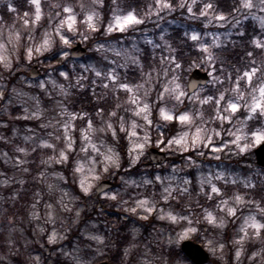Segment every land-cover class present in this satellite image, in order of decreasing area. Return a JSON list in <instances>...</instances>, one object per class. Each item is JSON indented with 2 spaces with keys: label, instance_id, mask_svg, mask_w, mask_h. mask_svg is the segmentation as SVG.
<instances>
[{
  "label": "rangeland",
  "instance_id": "1",
  "mask_svg": "<svg viewBox=\"0 0 264 264\" xmlns=\"http://www.w3.org/2000/svg\"><path fill=\"white\" fill-rule=\"evenodd\" d=\"M13 1L0 0V19L2 5L12 9ZM180 1L204 25L167 16L165 0H154L141 15L115 5L103 31L104 0H31L32 11L0 25V264H95L115 249L121 219L130 220L131 232L122 264H194L169 259L167 251L198 235L210 253L206 264L230 257L233 264H264V207L239 189L264 185V169L249 160L264 140V50L244 74L232 77L214 49L234 39L238 22L214 15L208 4L196 11L201 0ZM239 15L258 26L257 44L264 49V0H241ZM172 23L195 41L202 53L196 67L210 74L194 93L167 39ZM76 41L88 55L71 57L56 73L29 76L33 64L25 63L42 62L57 42L68 56ZM146 45L156 59L148 68L141 58ZM21 69L28 74L5 94ZM80 88L99 99L113 96L115 106L88 117L72 106ZM209 97L215 104L207 116L202 105ZM257 116L262 125L250 131ZM173 120L179 129L170 139L154 133ZM121 134L129 166L149 160L152 144L170 160L138 175L120 174ZM179 154L185 156L174 163ZM115 176L118 184L100 195L98 207L96 186ZM24 191L29 200L23 208Z\"/></svg>",
  "mask_w": 264,
  "mask_h": 264
},
{
  "label": "trees",
  "instance_id": "2",
  "mask_svg": "<svg viewBox=\"0 0 264 264\" xmlns=\"http://www.w3.org/2000/svg\"><path fill=\"white\" fill-rule=\"evenodd\" d=\"M63 2L65 0H55ZM75 1V0H73ZM115 1L117 3L115 4ZM154 0H104V4L102 7L103 12V20H102V28L105 26V23L110 17L111 11L113 6L119 5L126 13H136L141 15L144 13L149 5ZM169 1V6L164 8V12L167 16L172 17L175 21L179 20L181 23H195L198 25H204L202 22H198L195 20V16H189L187 12V7L184 6L180 0H165ZM50 1L46 2L49 4ZM208 4L210 8L213 10V14L219 17H223L227 21L236 24L238 22V27L236 28L237 34L233 35V40L229 41L226 45L216 47L214 49L215 57L220 61L223 66L230 70L232 77H236L239 75L244 74V72L254 64L253 58L257 56L259 53L264 50L262 47H259L257 44V36H259V28L258 26L252 21L247 20L245 22L241 21V16L239 15V10L241 9V0H201L196 3L195 10L199 12V8L204 5ZM14 7L10 9L9 4H3L1 7V14L2 17L0 19V25L4 22H9L14 19L17 15H22L27 12L33 10V3L31 0H14L13 1ZM243 28V30L241 29ZM185 29L183 25L172 23L170 26V33L167 35V39L170 46L172 47L173 54L178 62L182 64V69L184 74L189 73V68L197 66L199 62L202 60V53L198 50L195 41L190 40L188 36L184 34ZM124 36V34H121ZM91 43L89 42L88 45ZM60 44L59 42L56 43V46L46 52L43 56V61H32L25 63V56L23 55V49H21V62L25 63L27 66L38 63L41 67V75H44L50 70H53L55 73L58 72L63 67H68V60L71 58L70 55L62 56L59 51ZM142 60L146 67L153 66V60L156 59L152 58L151 50L148 45H146L144 49V54L142 55ZM19 62H16L15 65H18ZM158 65V64H157ZM203 68H205L202 65ZM130 73H135V71H130ZM22 74H28L26 69H21L16 71L14 75L10 77V82L5 89V94H8L10 91V85L19 78ZM211 91V90H210ZM209 91V92H210ZM215 104L214 99L209 97L206 102L203 103V112L205 115H210L213 113V105ZM72 106L75 110H80L86 113L88 117H92L96 119L101 113H108L110 112V108L115 106V100L113 96L105 97L99 99L97 95L90 89V88H80L75 90V94L72 98ZM157 106L155 107L154 112H156ZM262 125V118L261 116H257L252 118L249 122V130L253 131L258 126ZM178 122L176 120L169 121L167 123L158 125L157 128L154 130V133L157 136L163 137L164 141H167L172 136H174L178 131ZM154 145V144H152ZM118 150L122 157V165L119 170L120 174H124L127 176L130 175H138L142 171H147L149 165H151V169L155 168L156 166L152 165L151 162L146 159L140 161L136 165L129 166V157H128V150L127 144L125 142L123 134L120 136V143L118 144ZM184 154L177 155L173 162L176 163ZM249 160L255 163V159L250 157ZM74 162L73 153L70 154L69 160L67 162V166L63 167L67 173L72 169ZM116 182H118V177L115 176ZM118 184V183H117ZM75 188L74 190L80 193L78 187L73 185ZM229 192L233 189V187L229 186ZM240 190L246 191V196L252 200L253 202H258L262 207H264V185L257 186L250 189H242ZM81 194V193H80ZM28 192H23L21 195V207H26V202L29 200ZM82 195V194H81ZM86 199V198H84ZM110 211L113 213H119V210L115 209L114 207L110 208ZM87 217L92 215V212L86 210ZM121 219V218H120ZM145 224V223H144ZM233 225L230 223L227 225L226 234L231 235V228ZM130 220H123L119 224V230L116 233V240H115V249H113L109 254H105L101 257H98L95 261L99 262L101 260H109L113 264H122L123 255L127 245L131 240V232H130ZM196 242L205 245V242L202 240L201 236L198 235L192 238ZM228 244L231 246L230 239H227ZM169 259H174L175 257H183L188 259L182 252L180 246L171 247L167 251ZM214 264H233L232 257L229 258L227 263H221L216 259H211ZM64 264V263H62Z\"/></svg>",
  "mask_w": 264,
  "mask_h": 264
},
{
  "label": "water",
  "instance_id": "3",
  "mask_svg": "<svg viewBox=\"0 0 264 264\" xmlns=\"http://www.w3.org/2000/svg\"><path fill=\"white\" fill-rule=\"evenodd\" d=\"M70 53L72 57L78 58L82 57L87 53L86 47L83 46L81 42H77L71 49ZM40 70L37 65H34L30 70V76L35 78L39 76ZM208 72L202 71L199 68H196L192 71L189 79H188V88L190 92L195 91L200 85H204L209 81ZM256 163L264 167V141L255 148L254 150ZM149 156L153 163L161 164L166 161L167 155L164 151L160 150L157 147H151L149 149ZM114 186V182L110 179H104L99 182L96 187V195L95 198L99 201V194L103 191ZM46 253H50V246L46 245ZM181 249L183 252L193 261L195 264H204L209 261L210 255L208 251L199 243H196L192 240H185L181 244ZM97 264H112L109 261H102Z\"/></svg>",
  "mask_w": 264,
  "mask_h": 264
}]
</instances>
